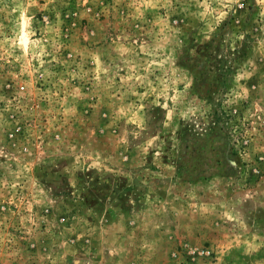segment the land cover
Masks as SVG:
<instances>
[{"label": "rangeland", "instance_id": "rangeland-1", "mask_svg": "<svg viewBox=\"0 0 264 264\" xmlns=\"http://www.w3.org/2000/svg\"><path fill=\"white\" fill-rule=\"evenodd\" d=\"M0 264H264V0H0Z\"/></svg>", "mask_w": 264, "mask_h": 264}]
</instances>
